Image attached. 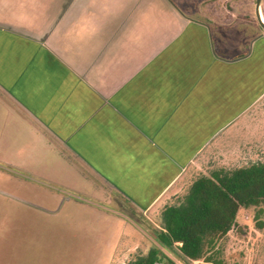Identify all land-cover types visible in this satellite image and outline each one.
Segmentation results:
<instances>
[{
	"label": "crops",
	"instance_id": "1",
	"mask_svg": "<svg viewBox=\"0 0 264 264\" xmlns=\"http://www.w3.org/2000/svg\"><path fill=\"white\" fill-rule=\"evenodd\" d=\"M188 7L0 0L9 142L21 135L47 152L37 160L51 161L52 174L40 177L71 195L65 223L45 220L62 206L55 193L24 200L30 207L16 213L0 206V264H110L120 246L141 239L128 219L135 241L120 236L122 207L154 211L203 152L242 130L252 135L250 113L264 98V33L221 52L218 35ZM88 191L105 206L82 201ZM97 225L106 229L94 234Z\"/></svg>",
	"mask_w": 264,
	"mask_h": 264
},
{
	"label": "rangeland",
	"instance_id": "2",
	"mask_svg": "<svg viewBox=\"0 0 264 264\" xmlns=\"http://www.w3.org/2000/svg\"><path fill=\"white\" fill-rule=\"evenodd\" d=\"M174 2L185 13H191L188 6L198 10L202 18L204 17V20L209 23L214 34L218 35L221 52L227 50L228 54L232 48L241 49L242 43L249 40L255 33H264L255 15L256 0H174ZM258 10L264 20V0H261ZM250 114L253 126L252 135H246L242 130V134L231 136V138L227 136L220 144L203 152L188 167L182 178L164 196L154 211L136 216L129 208L121 206L124 218L120 217L118 225L120 236L124 235L129 240H133L138 234L127 222L128 219L134 221L140 229L141 239L134 249L120 246L110 264H123L129 255L136 252L146 253L151 246L160 248L166 257L165 264H202L182 256L177 244L170 249L158 244L154 231L160 226L159 214L162 207L176 201L177 197L185 192L191 181L199 174L206 173L214 167L234 168L264 162V98ZM6 121L5 114L0 112V206L3 208L11 206V212L16 213L23 206L30 207L23 202L24 200L31 203L29 199L38 194L55 193L62 206L56 207L51 214L45 217V220L49 223H55L57 219L61 223L67 222L69 215L65 203L71 199L69 189L54 183L52 179L40 177L43 174H52L51 161L44 159L46 162L44 166L40 163L42 161L37 160L43 155L47 158V152L36 150L21 135L10 136L9 142V135L4 127ZM11 143L16 147H10ZM89 194L93 195L92 191H88L82 201L91 203L95 208L105 206ZM9 198L12 200L11 203H8ZM18 204L23 206L18 207ZM253 217V208L239 210L236 226L219 242L218 256L222 264H264V231L256 228ZM12 218L15 217L12 216ZM98 228L105 230L106 226L102 228L95 226L94 234Z\"/></svg>",
	"mask_w": 264,
	"mask_h": 264
},
{
	"label": "trees",
	"instance_id": "3",
	"mask_svg": "<svg viewBox=\"0 0 264 264\" xmlns=\"http://www.w3.org/2000/svg\"><path fill=\"white\" fill-rule=\"evenodd\" d=\"M254 209V222L264 231V162L214 167L195 177L185 192L159 214L154 231L164 248L178 245L182 256L202 264H222L219 242L236 226L240 209ZM159 247L136 252L124 264H165Z\"/></svg>",
	"mask_w": 264,
	"mask_h": 264
},
{
	"label": "water",
	"instance_id": "4",
	"mask_svg": "<svg viewBox=\"0 0 264 264\" xmlns=\"http://www.w3.org/2000/svg\"><path fill=\"white\" fill-rule=\"evenodd\" d=\"M260 2H261V0H256V2H255V15H256V19H257L259 26L264 31V22L262 21L261 16L259 14V10H258L259 6H260Z\"/></svg>",
	"mask_w": 264,
	"mask_h": 264
},
{
	"label": "bare ground",
	"instance_id": "5",
	"mask_svg": "<svg viewBox=\"0 0 264 264\" xmlns=\"http://www.w3.org/2000/svg\"><path fill=\"white\" fill-rule=\"evenodd\" d=\"M261 19H262V16H261ZM262 21L264 22V20L262 19Z\"/></svg>",
	"mask_w": 264,
	"mask_h": 264
}]
</instances>
